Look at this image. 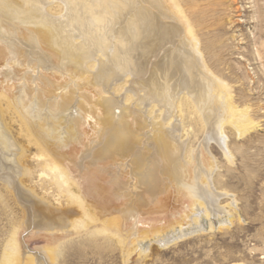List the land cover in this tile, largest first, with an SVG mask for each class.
I'll list each match as a JSON object with an SVG mask.
<instances>
[{"label":"rangeland","instance_id":"1","mask_svg":"<svg viewBox=\"0 0 264 264\" xmlns=\"http://www.w3.org/2000/svg\"><path fill=\"white\" fill-rule=\"evenodd\" d=\"M6 1L0 0V18L3 20L0 21V264H12L9 245L13 241L17 242V252L13 257L16 264H31L29 259L33 261L39 256L45 258V264H264V0H175L192 25L210 77L224 82L235 106L239 110H246L247 107L248 115L254 123V128L242 137L235 136L229 124L223 126L227 148L229 147L228 151L232 154L231 163L225 156V146L221 148L213 140L207 143L208 146L203 145L205 124L188 96L182 95L178 104L170 103L171 112L167 115L171 118L168 117V121L162 119L167 112L161 111L163 109L157 104H147L145 107L136 105L137 96L144 94L136 85L137 77L129 76L130 74L125 76L124 72L119 71V68H126L125 65L136 64L132 61L138 50L136 45V49L132 48L133 43L124 49L133 55V59L123 66L110 64L111 61H105V57L99 58L106 65L108 81H103L102 78L100 82L92 81V84L87 85L78 78L76 81L71 77L63 78L64 74L58 70V74L52 76L55 79H49L50 85H41L42 83L36 81L39 70L32 72L29 67H45L46 62L50 66L51 60L50 56L47 57L50 55L49 52L46 53L47 49L36 44L37 40L34 41L32 36H28L24 24H21L25 20L21 10L26 6L23 11L27 14L31 3L12 0L15 6L12 7L10 0ZM110 1L112 0L109 3ZM37 2L44 9L40 16L47 20L59 22L68 16L65 6L59 0ZM104 2L107 3L108 0ZM16 3L21 4V7ZM123 3L121 2V7L125 14ZM97 4L98 2L94 3ZM4 5L8 7L5 10L2 8ZM116 18V22L119 21L117 24L126 19L124 15ZM79 26L70 24L73 32L68 33L76 38L80 35V38L74 40L78 44L84 39L83 33L89 35L86 27ZM110 37L113 39L114 33ZM114 41L116 42V38ZM168 47L165 46L164 49ZM90 50L94 57L85 60L86 69L83 70L95 73L99 68L95 60L101 54L95 47ZM113 52L115 51L111 48L110 53ZM114 55L118 59L127 56L123 51L120 54L123 57L115 53ZM39 59L43 60L38 61ZM62 62L59 61L58 65H68L67 60ZM113 72L115 76L112 75ZM32 74L35 75L32 77ZM25 82L28 87H25ZM17 83H22L23 86ZM57 83L61 88L67 87L69 91L62 95H65L64 102L57 97L60 94L59 89L57 92L52 91L54 87L57 88ZM99 86L106 91V98L109 96L121 108L131 107L130 109L138 113L136 118L142 116L145 119L144 126L147 124L146 127H151L154 123L164 122V127H176L177 141L183 145L182 162L186 169L191 167L192 172L189 178L182 179L186 185L191 184L195 188L199 185L204 190L202 182L205 178L199 180L196 177L197 164L202 165L205 171L212 164L209 183L212 191L218 194L216 206L222 213L205 216L201 212L195 216L201 209L194 206V200L189 193L180 190L166 176H162L160 191L153 196L143 191H136L134 194L133 186L130 193L134 198L116 197L110 191L111 187L106 185V175L101 169L99 171L94 167L86 168L85 163L88 164V160L84 162L81 155H86L88 148L98 147L96 142L99 130L95 117L90 116L92 113L86 104L89 100H97V95H100L97 92ZM21 89H24L23 93ZM80 96L85 103L79 100ZM60 101L63 104L56 105ZM33 102H37L38 106L37 112L32 110V114L28 109ZM83 107L89 108L88 113ZM76 109H81L82 112L79 113ZM114 111L119 112L117 109ZM71 112L79 115L75 113L78 116L75 119L81 122L76 126L78 128L73 127L76 121L69 123L71 116L68 115ZM60 117H64L65 121L60 120ZM39 120H42L41 124ZM59 131L67 138L66 141L69 140L66 142L68 147L65 146L64 149L60 145L58 147ZM193 156L197 157L198 163H194ZM98 165L102 167L103 163L98 162ZM50 167L63 168L68 171L71 181L86 187L80 188L76 194L83 200L84 205H96L95 211H90L88 217L85 216L77 200L68 197L65 190L60 192L52 185ZM129 168L126 172H121V180H132L136 186L134 179L126 176ZM93 175L100 179L95 180V187L89 188L88 182ZM131 199L137 201L131 202ZM129 204L135 209V220L127 217L125 213ZM34 205L37 207L34 208ZM39 207L45 214L40 212V215L34 217L32 214ZM60 221L62 225L58 226ZM42 224H52L57 230L53 235L49 234L41 228ZM179 231L187 234L165 246L160 242L163 236H176Z\"/></svg>","mask_w":264,"mask_h":264},{"label":"bare ground","instance_id":"2","mask_svg":"<svg viewBox=\"0 0 264 264\" xmlns=\"http://www.w3.org/2000/svg\"><path fill=\"white\" fill-rule=\"evenodd\" d=\"M24 1L26 4L31 3V6L27 14L23 11L25 10L26 6L24 7L23 10H21L23 12L22 14L25 16V20H22L23 22L21 21L22 22L21 24H24L25 26L24 29L26 34L28 36L29 35L32 36L31 38H33L34 41L37 40L36 44H39L41 47L46 48L47 49L46 53L49 52L50 54L47 55V57L50 56V60H51L50 66L48 65V62H46L47 66L45 67L43 66L29 67L30 69H32V72L34 70H37L38 72L39 70L36 81L39 82L40 84L42 83L41 85H46V86L47 84L50 85L51 82L49 81V79H55V77L52 76H55L56 73L58 74V70L62 71V74H64L62 75L63 78L71 77V78H75V81L76 78H78L84 80L87 85L92 84L90 83L92 81L100 82L102 81V78L103 81H108L107 78L109 74H106V69H105L106 65L99 58L105 57V61L107 60L111 61L110 64L119 67L123 66L124 63H127L133 59V55L127 53L126 50H124L127 45L133 43L132 48L136 49L134 47V45H136L138 50V53H136L135 55L136 58H134L132 61L133 63L136 64L131 66L125 65L126 68H119V71L124 72V75L130 74L129 76L135 75L137 77L136 85L138 89H140V91L144 92V94L141 92L143 96L138 95L139 96L138 97L136 95L137 96L136 105L138 107H140V105L142 106L144 105L145 107V105L147 104H150V106L157 104L160 108L163 109L161 111L167 112L164 115L166 117L163 116L162 119L168 121L171 118L170 116L167 115L171 112L170 103L172 104L177 102L178 104V100L182 95L185 97L188 96L193 106L196 107L197 110L200 112L201 119L205 124V136L203 141V145L205 147L208 146L207 143L209 141L213 140L217 142V144L221 148L223 146L227 148V144L225 141L226 136L224 134V127H223L225 124L230 125V127L232 128V132L237 137H242L246 132L254 128L253 127L254 123L251 120V117H249L250 115H248L247 107L246 110L245 109L239 110L233 103V100L230 94L228 93L224 82H220L219 80L215 79L212 76L210 77V73L204 64L202 53L199 49V41L196 38L192 25L189 23V20L184 16V13L180 10V8L176 5L175 0H123L124 3L122 0H112L110 1V3L109 0L107 3L104 2V0H59L65 6V9L68 13L67 18L64 21H59V22L54 21L52 19L47 20L45 17L40 16L42 14V10L44 9L37 2V0H24ZM9 2L12 3V7H15L13 5L14 1L10 0ZM95 2H98V4L94 5ZM121 2L124 5L123 7L125 14H123L122 11L123 8L121 7L122 5ZM6 4L8 5L7 1ZM16 4L18 6L21 5L19 3ZM23 5L24 4H22V6ZM6 7L7 6L2 8H4L5 10ZM121 13L126 17V19H124L120 24H117V22L119 21L116 22V20H118L116 17L123 16L121 15ZM1 18L0 21L3 22ZM10 23L8 24L10 25ZM72 23L78 24V26L80 25L79 26L80 28L86 27L85 30H87V32L89 33V35L83 33L84 39L79 44L75 41L76 39L80 38V35L77 38L75 36L68 35L69 32L71 33L73 32L69 27V25ZM113 33L115 37L111 39L110 34L112 35ZM114 38H116V42L114 41ZM165 46H169V47L164 49ZM91 47H95L96 49H98L96 51H98L99 54H101L100 57H98V60H95V62H97L99 65L98 71L95 73L83 70V68L86 69L87 62H85V60H89L94 57L91 54V50H90ZM110 47L114 49L115 52L110 53V49H111ZM1 49L3 50V48ZM19 51L20 50H18V52ZM122 51L125 52L127 56L123 57L122 55H120ZM114 53L119 54L123 58L118 59V57H116ZM2 54L4 55L5 53H3L2 51ZM19 54L21 53L19 52ZM88 54L90 55L88 56ZM43 55L46 56L45 53ZM16 57H18V55H16ZM40 60L42 61L43 59H39L38 61ZM58 60L61 62L62 60L64 61L67 60L68 65L67 66L58 65L59 62ZM8 64H10V62ZM21 67L23 68V66ZM30 69L28 70V72L31 71ZM7 74H11V73H7ZM46 74H48V76ZM33 75L35 74H32V77ZM112 75L115 76V73L113 72ZM18 76L15 77L17 78ZM22 77L24 78L23 75ZM8 78H10L9 80H11V77ZM9 80H7V82ZM18 80L19 79H16L15 81ZM85 82L83 84H85ZM18 84L19 83H17V85ZM57 84H58L57 88L54 87L55 89L53 88V90L52 89L51 90L57 92L59 89L60 94H58L59 96L57 97L59 98V100L61 99L62 102H64L63 97H65V95L64 96L62 95L67 94L69 91H67V87L61 88V85H59V83ZM53 85L56 86L55 83ZM103 85L105 84L103 83ZM74 86L76 87V85ZM100 86H102V84H100ZM25 87L28 86L26 85ZM133 88L135 89V87ZM24 89L23 90L21 89L22 93ZM48 91L50 90L48 89ZM18 92L20 91L18 90ZM38 92L40 93L41 91ZM97 92L98 93L100 92V95H97L98 96L97 100L96 101L92 100L91 102H89L90 101L89 100L88 101L89 103L87 102L86 104L90 108L88 109L91 110L92 115L90 116L95 117L94 120H96L97 126L99 127V130L97 131L98 140L96 139L97 142L96 140L94 141L96 142V145H98V147L94 145L96 148H92V149L88 148L86 150V155H81L83 156L84 162L88 160V164L87 162L85 163L86 168L89 167L90 169V167H94L99 171L102 170V172H104L106 175L105 176L106 185L111 187L110 191L112 190L113 194L116 197L126 196L131 198L132 196L130 193V188H132L133 186L135 187L133 189V193L136 191L137 192L143 191L150 194V196H153L154 194H156L158 190L160 191L162 176H166L169 178V180L174 182V184L178 188H180V190L189 193L190 197L194 200L193 202L194 206L197 205L201 209L200 211H198V213L195 214V216H197L201 212L205 213V216L208 214H210L211 216H215L219 213H222L220 209L216 206L218 194L212 191L209 183L210 182L209 178L211 177V172L213 169L212 164H209L208 166L210 168L209 169L207 168V170L205 171L203 170L204 168L202 169V165L198 163L197 157L193 156L194 163L195 162L198 163L196 177L199 180H201L202 177L205 178V181L202 182V185L205 188L204 190H202V188L199 187V185H197L195 188V186L193 187V185L190 186L191 185L190 183H189L190 185H186L185 182L182 181V179L184 180L186 178H189L192 172H190L191 167L186 169L185 164L182 162L181 156L183 154L182 153L183 145L181 143H178L177 141L175 135L176 127H170V128L169 126L164 127L163 126L164 122H161L159 124L154 123L152 124L151 127H146L147 124L144 126L145 119L143 120L142 116L136 118L138 113L136 111H133V109H130L131 107H126V108L119 107L118 104L114 103L112 100L109 99L110 98L109 96H108L109 98L108 97L106 98L104 96L107 93L101 87ZM27 93L29 94V92ZM86 93L88 94V92ZM74 96L76 97V95ZM81 98L82 97L80 96V99L79 98L78 99L81 101ZM84 98L87 99V97ZM44 99L46 98L44 97ZM62 102L60 101L56 105L60 106L63 104ZM30 105H32L30 106V109L26 108V106L25 108L29 110V113L33 114V112L31 111L34 110L35 112L37 110L36 106H38V103L33 102V104L30 103ZM142 106L141 109L143 108ZM83 109L86 110L87 107L86 108L83 107ZM88 109H87V113H88ZM116 109L119 111L118 113H115L114 110ZM141 109L139 108L140 111ZM19 111H21L20 108ZM77 111L79 113L82 112L81 109ZM127 111L129 112L127 113ZM75 113L71 112L68 115L71 116L69 123L76 121L74 122V125L71 124V126L73 125V127L79 126L81 124L80 121L78 122L77 119H75V117L79 116L77 113L76 114L78 116H76ZM85 113L86 112H84V114ZM42 116L44 115L42 114ZM45 116L47 115L45 114ZM168 117L170 118L168 119ZM63 118L60 117V120L64 122L65 120H63ZM41 121L40 124L42 123ZM59 124L62 123L59 122ZM59 132H58V138L60 139H58V143L59 142L60 143L58 144V147L60 145L61 148L64 149L66 148L65 146H67L66 142L69 140L66 141L67 138L62 136L63 134L62 132L60 133ZM62 137L65 138V140H63ZM71 138L72 137H70V139ZM228 148H227V153H225V156L227 160L231 163L232 154L228 151ZM127 160H129V162H127ZM98 162H102L103 166L101 167L100 165H98ZM109 167L111 169H109ZM127 168H129L130 171H127L126 176L129 175L131 179H134V181L136 182V186L133 185L132 180L126 182H123L121 180L122 178L121 172L124 171L126 172ZM192 169L194 170V168ZM49 170L51 173V177H50L51 184L56 186L60 192L65 190L64 192H66L68 197L72 198L73 200L75 199V201L77 200L84 214H86L85 216H87L90 213V211L91 212L95 211L96 205L91 203L84 205L83 200L81 201L79 195L77 196L80 188L86 189V187L80 186L75 181H71L69 175L67 174L68 171L64 170L63 168L50 167ZM194 173L195 171L193 172V174ZM93 176L94 177L91 178V180L88 182L89 188L95 187L94 186L96 182L95 180L100 179L96 175ZM130 201L131 202L137 201V199L135 200L131 199ZM37 205L39 206V204ZM35 206L36 205H34L33 207L35 208ZM128 206L129 207L126 208L125 213L127 214V217H130V219L135 220L137 216L134 215L135 209H133L134 207L130 204ZM40 212L45 214V212L42 211V208L39 207V209L37 208L36 212L33 213L32 215L36 217L38 214L40 215ZM60 225H62L61 221L60 223L58 222V226ZM40 226L43 230H45L46 232L52 235L57 230L54 229V226H52V224L51 225L42 224ZM186 234L183 231H179L177 232L176 236L175 234L173 235L170 234L165 237L163 236V238L160 239V242H162V244L165 246L170 242H172V240L176 241L183 238V236H185ZM9 247H10V255L12 256L11 258L12 261L11 260L10 261L12 262V264H16V261L13 257L17 252V242L13 241L9 245ZM29 261L31 264H45V258L42 256H39L36 259L34 258L33 261L32 259H29Z\"/></svg>","mask_w":264,"mask_h":264}]
</instances>
